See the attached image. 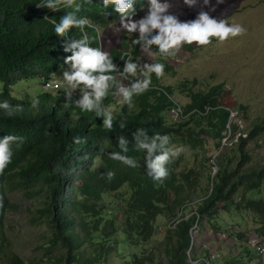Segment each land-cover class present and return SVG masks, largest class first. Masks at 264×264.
<instances>
[{
	"label": "trees",
	"instance_id": "1",
	"mask_svg": "<svg viewBox=\"0 0 264 264\" xmlns=\"http://www.w3.org/2000/svg\"><path fill=\"white\" fill-rule=\"evenodd\" d=\"M41 2L0 0V101L7 99L14 108L11 116L0 110V138H21L12 145L11 162L0 169V264H190L192 230L195 226L201 230L202 222L205 229L234 241L229 251L237 255L227 253L222 264L254 260L264 264V255L257 250L264 248V143L260 141L264 111L246 129L241 127L240 113L245 115L248 107L230 105L227 91L217 85L192 92L190 102L179 105L182 117L173 120L174 90L152 74L149 89L134 96L131 104L122 103L112 113L113 128L105 129L102 118L72 105L82 95L78 89L62 85L55 91L44 89L63 66L69 68L64 61L72 53L64 48L81 33L73 28L58 36L50 20L58 23L74 7L64 8L61 0L60 9L53 11L37 7ZM76 3L83 5L78 15L93 22L94 28L86 29L94 38L92 47H100L113 59L116 81L127 58L140 67L162 62L164 74L173 71L167 60L174 55L154 56L155 46L147 49L155 60L146 62V50L132 44L139 33L131 38L123 35L119 48L106 50L100 31L118 22L119 14L112 7L104 9L101 0H73ZM135 9L133 18L147 6L138 3ZM193 50L194 45L185 44L175 54ZM32 78H39L45 92L37 97L35 107L12 95L17 82ZM123 78L126 81H117L112 92L119 85L130 87L136 79ZM66 91L73 93L71 102ZM114 96L110 93L103 99L105 109L115 105ZM137 128L144 129L147 142L157 134L169 135V146L192 153V159L184 151L171 157L168 176L154 181L147 175V149L137 150ZM121 136L128 141L126 155L136 161L135 167L109 158L108 153L120 151ZM108 172L114 175L109 178ZM16 192L42 200L30 211L29 220L50 229V236L38 247V260L24 259L7 232V216L20 208L10 199ZM159 217L165 219L163 227H158ZM249 237L256 239L252 246ZM203 256L196 257V264H217L221 259H210L208 251Z\"/></svg>",
	"mask_w": 264,
	"mask_h": 264
},
{
	"label": "rangeland",
	"instance_id": "2",
	"mask_svg": "<svg viewBox=\"0 0 264 264\" xmlns=\"http://www.w3.org/2000/svg\"><path fill=\"white\" fill-rule=\"evenodd\" d=\"M168 2L171 4L169 13L175 15L181 22L193 21L203 11L218 22L227 20L230 24H240L245 28V32L240 36L230 37L222 42L213 38L214 41L208 45L193 44L192 53L178 52L173 58L167 60L173 71L164 74L161 80L165 86L173 88V99L181 107L190 102L192 92H206L211 87L222 85V89L228 94L226 102L233 106L242 104L248 107L247 113L243 116L240 113L238 120V124L246 129L251 119L261 110L264 111V0H197L193 6L185 4L184 0H168ZM146 14L147 10L139 17L132 19L134 22L139 21ZM136 34L138 31L129 34L122 29L120 21L100 31L103 47L106 50L119 48L123 35L131 38ZM156 34V32L152 33V35ZM144 55L147 63L155 60L147 50L144 51ZM66 71H69V68L63 66L52 78L60 83ZM124 80L121 75L117 78V81L122 84L126 81ZM43 94L45 92L40 86L39 78L19 81L12 90L14 97L26 102L37 100V97ZM114 98L115 105L107 109L112 113L123 103L121 97L115 95ZM261 115L264 113L261 112ZM165 119L167 123H170L167 113H165ZM230 119L233 120L232 114ZM260 141L264 143V134L261 135ZM173 148L178 150L177 154L184 151L181 148ZM210 148L212 147L209 146ZM186 154L190 158L193 156L190 152ZM196 197L200 199L199 196L196 195ZM10 199L20 208L7 216V232L24 259L38 260L41 257V250L38 247L50 236V229L47 225H32L29 220L32 215L30 211L40 207L42 200L39 197L29 199L17 192L12 193ZM164 220V217L158 218V227L165 225ZM192 240L194 260H190V264L197 263L196 257L199 260L203 259L206 251L210 259L221 258L217 264H222V259L227 253L231 252L233 256L238 253L229 251L234 243L233 239L205 229L203 222L201 230L195 228L192 231ZM247 241L252 246L256 239L249 237ZM251 264L261 263L254 260Z\"/></svg>",
	"mask_w": 264,
	"mask_h": 264
},
{
	"label": "clouds",
	"instance_id": "3",
	"mask_svg": "<svg viewBox=\"0 0 264 264\" xmlns=\"http://www.w3.org/2000/svg\"><path fill=\"white\" fill-rule=\"evenodd\" d=\"M90 3L91 0H84ZM197 0H184V3L193 6ZM103 8L112 7L115 13L119 14V21L122 29L131 34L139 33V38L132 41L134 45H141L145 50L155 46L156 51L153 55L170 57L175 55L177 49L183 45L197 46L208 45L213 38L218 41H226L230 37H237L245 32V28L240 24H230L227 20L217 21L211 18L207 12H200L197 19L193 21L181 22L175 15L169 13L171 4L168 0H101ZM141 3V7L147 6V14L139 21H133L136 15L135 5ZM61 0H42L37 7L50 10L60 9ZM64 8H73L74 11H67L59 22L50 20L53 24L55 33L58 36H66L73 28L79 29L81 35L78 39H73L70 44L64 48L65 52H71L72 55L65 58L64 63L68 65L69 71L64 72L62 80L57 85L65 89H78L82 95L74 104L75 108L81 112L93 113L95 117L102 118V127L105 129L113 128V114L110 110L103 107V99L110 93L121 97L123 103L131 104L136 95L146 92L152 83V74L156 77L164 75L165 65L162 62L144 64L140 67L133 63L131 58L126 59L125 67L121 76L136 78L130 87L119 85L116 92L111 89L117 86L116 65L113 63L108 52L102 51L100 47H92L94 38L86 30L94 28L92 20L85 15H78L83 5L81 3L73 4V0H62ZM156 32V35H152ZM152 36L151 39H148ZM123 58V57H122ZM72 91L65 92V98L71 102ZM38 100H33L35 107ZM18 107V106H17ZM0 110H6L9 116L13 115L14 108L7 99L0 101ZM121 127H124L121 124ZM144 139L141 140L140 137ZM135 138L138 142L137 150L147 149V175L154 181H162L168 176L166 168L170 158L177 155L178 150L170 147V136L157 134L151 138L150 142L143 128H137ZM21 138L15 135H5L0 138V169H4L12 159V145ZM77 144L81 143L79 137L75 138ZM128 141L121 136L119 138L120 151L108 153L112 160L120 161L129 166L135 167L136 161L126 155L129 151ZM159 152V155L153 154ZM113 172H108L107 176L111 178Z\"/></svg>",
	"mask_w": 264,
	"mask_h": 264
},
{
	"label": "built area",
	"instance_id": "4",
	"mask_svg": "<svg viewBox=\"0 0 264 264\" xmlns=\"http://www.w3.org/2000/svg\"><path fill=\"white\" fill-rule=\"evenodd\" d=\"M57 85H58V83L56 81H51V82L45 83V85L43 87L45 90L55 91V90H58V88H59V87H57ZM170 113H171L170 116L173 120H177V119H180L182 117V109L177 103H175V107L171 110ZM195 228H198V227L195 226L193 228V230ZM257 250L260 253V255H264V248L263 247H259V248H257Z\"/></svg>",
	"mask_w": 264,
	"mask_h": 264
}]
</instances>
